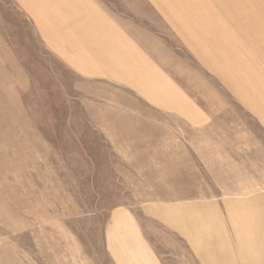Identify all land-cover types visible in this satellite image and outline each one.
<instances>
[{"label": "rangeland", "instance_id": "obj_1", "mask_svg": "<svg viewBox=\"0 0 264 264\" xmlns=\"http://www.w3.org/2000/svg\"><path fill=\"white\" fill-rule=\"evenodd\" d=\"M156 1L170 23L163 107L151 86L80 76L62 29L0 0V264H130V249L205 264L238 226L227 199L264 198L256 91L240 105L226 67L264 59V0Z\"/></svg>", "mask_w": 264, "mask_h": 264}, {"label": "crops", "instance_id": "obj_2", "mask_svg": "<svg viewBox=\"0 0 264 264\" xmlns=\"http://www.w3.org/2000/svg\"><path fill=\"white\" fill-rule=\"evenodd\" d=\"M16 2L31 14L40 29L51 30L53 38L55 31L62 29V48L55 41L51 44L61 48L63 60L80 76L116 78L114 80L117 82H120L118 78H121L126 80V83L120 82L124 85L132 83L142 87L151 86L150 91L156 94V102H160L158 106H164L166 95H171V91L166 87L169 77L155 56L166 52L167 45L160 43L165 42L167 26L170 23L166 16L168 14L166 6L161 2L156 6V0L153 2L148 0L146 7L141 2V6L130 5V0H16ZM207 13L217 14L213 20L221 15L220 11L214 10ZM208 20L213 23L210 17ZM260 58L254 72H245V68L242 74L235 76L231 75L229 61L226 67L230 77L238 82L240 105L247 108L251 102L248 101L251 97H247V94H252L253 88L255 89L253 109L259 114L255 120L258 124L264 125V59L262 56ZM154 79H157L156 83ZM228 88L230 89V80ZM227 200L224 204L230 211L234 207L238 209L234 208L233 213H224L223 221L237 222L238 226L224 231L228 245L217 248L216 251L212 250L213 257L212 259L206 257L205 264H264V198ZM200 227L199 225L198 228ZM214 237H217L215 233ZM132 238L133 243L142 240L140 232L130 237V243ZM192 251L190 264H199L204 258H200L197 251ZM161 262L158 254L152 250L130 249V264Z\"/></svg>", "mask_w": 264, "mask_h": 264}]
</instances>
